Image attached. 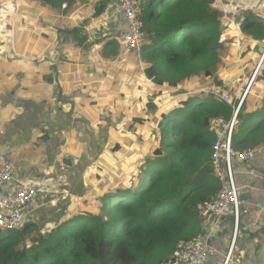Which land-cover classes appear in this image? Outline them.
<instances>
[{
	"label": "trees",
	"instance_id": "trees-1",
	"mask_svg": "<svg viewBox=\"0 0 264 264\" xmlns=\"http://www.w3.org/2000/svg\"><path fill=\"white\" fill-rule=\"evenodd\" d=\"M36 1L41 8L63 2ZM226 1L139 0L142 68L126 80L130 92L120 91L124 98L143 99L132 107L141 114L125 130L135 141L124 149L123 136L111 138L117 143L95 165L93 182H99L60 221L0 230V264H171L176 251L206 231L200 206L220 187L210 161L213 125L231 118L250 81L232 144L236 149L264 144V20L243 0L237 9ZM222 47L232 56L221 59ZM183 83L185 93L175 92ZM145 127L151 128L146 151Z\"/></svg>",
	"mask_w": 264,
	"mask_h": 264
},
{
	"label": "crops",
	"instance_id": "crops-1",
	"mask_svg": "<svg viewBox=\"0 0 264 264\" xmlns=\"http://www.w3.org/2000/svg\"><path fill=\"white\" fill-rule=\"evenodd\" d=\"M113 1L63 0L60 7L41 8L36 0H0V154L15 166L0 195L17 182L45 184L48 193L25 208L26 222L38 227L66 217L99 182H93L95 165L117 143L111 138L123 136L124 149L135 141L125 130L141 114L135 109L143 99L120 91L130 92L126 80L142 65L139 51L120 50L126 23L112 12ZM242 3L264 20V0ZM230 21L238 26L234 15ZM221 55L232 56L223 47ZM145 132L144 151L150 146ZM233 175L239 221L232 252L228 256L233 213L227 210L204 223L214 248L204 264H264V147L233 161Z\"/></svg>",
	"mask_w": 264,
	"mask_h": 264
},
{
	"label": "built area",
	"instance_id": "built-area-1",
	"mask_svg": "<svg viewBox=\"0 0 264 264\" xmlns=\"http://www.w3.org/2000/svg\"><path fill=\"white\" fill-rule=\"evenodd\" d=\"M139 4V0L113 1L112 12L121 16L126 23V28L121 33L119 40L121 51L127 49L139 51L144 42L145 31L143 21L139 18ZM221 38H224V33L221 34ZM250 82L234 108L231 118L228 121L213 125L215 139L212 144L210 161L213 174L217 178L220 187L209 201L200 206V212L207 218L220 215L227 210L232 211L234 217L233 239L228 256L232 252L239 221V196L233 175V161L255 157L262 152L264 147L263 144L259 147L236 149L232 144L237 112ZM219 97L224 102L229 100L228 94H220ZM14 171L15 166L13 163L7 161L0 154V188L12 179ZM48 190V187L42 183L17 182L11 189L2 193L0 195V230L19 231L23 229L26 223L25 208L35 196L48 193ZM208 239L209 235L205 231L187 242L174 253V262L171 264H204L214 253V248L210 245Z\"/></svg>",
	"mask_w": 264,
	"mask_h": 264
},
{
	"label": "rangeland",
	"instance_id": "rangeland-1",
	"mask_svg": "<svg viewBox=\"0 0 264 264\" xmlns=\"http://www.w3.org/2000/svg\"><path fill=\"white\" fill-rule=\"evenodd\" d=\"M219 2L220 1H222L223 2V4H225V2H227L226 0H225V2L223 1V0H218ZM236 2V3H235ZM238 2H239V0H232V4H238ZM235 7H236V9H237V6L235 5ZM219 40L221 41L222 40V38L220 37L219 38ZM221 58H222V55H221ZM218 83V82H217ZM184 83L181 85V89H179V90H177V91H175V92H177V93H179V94H183V93H185V91H184ZM155 119H156V117H155ZM151 128H149V127H147L146 128V130H147V132H145L146 134H147V136H148V134H149V130H150ZM151 133V132H150ZM147 141H149V140H147ZM146 144H147V142L144 144V146H146ZM149 148V147H148Z\"/></svg>",
	"mask_w": 264,
	"mask_h": 264
},
{
	"label": "water",
	"instance_id": "water-1",
	"mask_svg": "<svg viewBox=\"0 0 264 264\" xmlns=\"http://www.w3.org/2000/svg\"><path fill=\"white\" fill-rule=\"evenodd\" d=\"M228 219L230 221V224L233 225L234 224V217L231 216V217H228ZM210 241H211V238L209 237L208 242L210 243Z\"/></svg>",
	"mask_w": 264,
	"mask_h": 264
},
{
	"label": "clouds",
	"instance_id": "clouds-1",
	"mask_svg": "<svg viewBox=\"0 0 264 264\" xmlns=\"http://www.w3.org/2000/svg\"><path fill=\"white\" fill-rule=\"evenodd\" d=\"M220 37H221V36H220ZM222 40H223V39H222ZM222 40H221V41H222ZM255 72H256V71H255ZM253 76H254V75H253ZM26 223H27V222H26ZM26 223H25V224H26Z\"/></svg>",
	"mask_w": 264,
	"mask_h": 264
}]
</instances>
